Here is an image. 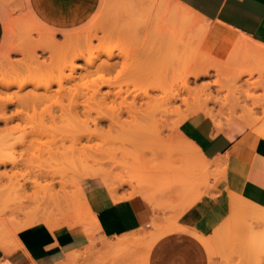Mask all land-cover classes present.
<instances>
[{"label":"rangeland","instance_id":"1","mask_svg":"<svg viewBox=\"0 0 264 264\" xmlns=\"http://www.w3.org/2000/svg\"><path fill=\"white\" fill-rule=\"evenodd\" d=\"M124 1L126 0H0V14L3 22L6 17L10 24L9 28H6L4 22V39L0 47V100L21 96L20 94L28 93L27 95H30L37 86H41L38 87L39 92L44 94L43 86L51 84V95H49V98H52L51 102L57 101L68 107V105L79 101L82 94L93 90L95 86H101L104 92L108 91L109 87L103 85L108 78H118L119 80V82L115 83L114 91L120 89L135 90L137 93L150 91L158 98L169 95L176 89L181 88L183 85L182 76L179 78L167 76L168 72L169 74L173 73V71H169L170 67L166 71V63H169L171 59H180L179 56L181 55L172 52L168 46L153 42L149 34H146L148 33L147 30H141L136 37L128 33L127 20L121 19L127 17L124 16L123 11L129 8L126 3H123ZM127 1L136 11V16L144 17L146 16L145 13H156L151 0ZM119 8L120 10L118 11ZM208 24L217 25V23L212 21H208ZM122 29L126 32H122ZM112 30H120V35L115 32L114 36L108 37L109 32ZM90 39L92 40L89 41ZM134 50H136L135 57L138 61L140 60L141 67H144L149 72L146 77L140 76L139 78L137 75L138 81L135 82V77L132 79L128 72L121 71L122 68H119L113 75L99 71V64L108 60H122L124 56L131 57L133 56L131 52ZM80 54L82 58L75 60V57ZM109 55L113 56V59H109ZM195 58L194 56L191 57L190 61L193 62ZM134 61L135 59L129 60V63L133 64ZM72 63L77 67V76H80L76 81H68L64 78L70 73ZM191 63L189 69L188 66H181L176 71L182 74L192 72L194 66H191ZM204 66L210 69L212 77H202L197 82L192 79L191 87L194 88L206 82L219 80V83L225 87L219 96L222 98L225 96L228 98L235 97L233 94L231 97V82L227 75L235 77L234 74L240 73L242 69H236L238 70L236 72L232 67L226 69L223 65L215 61L210 63L207 59L204 62ZM134 67H136L135 64ZM214 69L220 70L219 76L215 75L217 70L215 71ZM256 80L257 76L251 79L252 82ZM57 81L60 83H56ZM8 85H11V87L7 88ZM20 87H24V90L21 91ZM251 91L253 94L252 99L247 100L243 96L238 103L232 101L230 106L228 105L224 108L220 104L209 102L208 108L213 107V113L210 116L208 115L209 120L213 119L216 123L219 121L223 125H227L232 118H237L245 123L242 115L244 109L248 108L254 116L259 118L257 124L264 126V86L253 88ZM216 94L218 93L215 92L213 95ZM186 97L188 102L184 104L179 102V109L176 110V113L168 116L169 120L163 119L166 124L163 123L165 126H161L164 128H161L160 132L158 131L156 134L153 131L158 127L157 125L153 126V119L156 116V121L162 119L161 115L159 118V114H156L158 113L156 110L155 112L153 111L155 117L152 119L153 116H149L153 114L151 108L147 109L148 107L145 106L149 115L145 113L146 110H141L145 114H142L143 112L138 113L135 116H141L138 121L134 116L131 117L127 113H122V117L113 125L110 122V118L113 116L110 106L97 105V103L94 104L92 101L91 116L88 117V115L80 113L76 120H78V123H81L80 121L83 123L86 120V124H88L87 127L82 124L83 131L81 133L94 132L96 129L95 119L100 121L96 136L84 144L90 147L87 148V151L92 154L89 160L90 167L88 168L97 172L100 170L98 172L100 175L93 178H83L87 171L85 167L80 165L82 157L77 153L79 147L83 148L81 145L75 148L76 151L69 152L72 144L69 141L65 142L64 145L68 149L67 153L69 154L61 157L60 162L64 165L60 164L61 167H59L57 155H49V152L40 151L28 153L26 147L19 145V143L28 144L31 139H33V142L34 139L37 140L34 134L41 132L42 128L38 130L33 128L31 124H16V122H12L8 126L1 123L0 145L3 146L4 143L6 147L0 149V158L21 159L23 161V165L17 169L13 168L14 170L10 165L0 168V188L5 191V198L16 197L17 201V203H14L12 200H4L6 205L0 201V209L12 204L9 205L12 206L10 208L5 207V214L1 212L3 214L0 219L1 236L12 238L19 232L18 230L26 226H44L52 230L69 228L86 231L92 225V219L89 220L88 207H85L88 209L86 210L79 203L80 192L85 190L86 193L90 188L106 185L103 183L102 176L107 174L113 180V186H117L119 199L129 197L132 193H136L134 192L135 190L144 189L146 194H150L155 198L154 205L160 210L164 219L152 223V227H154L156 232L153 230L141 232L138 235L143 236L139 242L118 247L115 251H111L110 245L115 244L125 235L115 240L102 239V245L100 246H97V240H95L90 246L81 249L84 252H89L85 253L75 264H166L165 261L168 260L165 254L167 247L171 248L173 246L168 233L174 231L184 232L185 229L178 225V220L185 211L192 207L187 208V206L199 197L197 202L203 197L219 196L221 192L217 187L225 177L224 169L208 168L206 161L198 153L194 154L190 148L183 149V151L178 148L179 141L182 140L179 133L181 121L192 110L200 109L206 98L204 92L197 93V91L190 95L186 93ZM109 104L112 105V103ZM231 106L236 107V112H232L234 107L232 108ZM10 109L9 111L11 112L8 111V115L15 110L13 107ZM55 113L59 117L60 126L69 122V117H66L67 115L64 116L69 114V112L63 114L62 111L57 110ZM2 115L3 113L0 111V117ZM42 117L43 115H39L38 120H41ZM53 123V121L46 120L45 127H49ZM62 129L63 131L59 130V132L65 133L69 132L71 128L68 126ZM153 137H156L155 140ZM143 148L151 150L148 149L145 152ZM174 150L175 152L172 153ZM169 152L173 155H170ZM46 153L49 158L52 155V158H50L52 166L58 163L55 165L54 171L59 176V178L57 177L58 180L63 183H51L50 179L45 180L40 177L39 164L41 161L46 160L44 159L47 156ZM111 153H118L116 154V159L121 162V165L114 166V168L110 164L106 166L103 163L108 161L109 158L107 159V156ZM53 157H56V159ZM49 158L47 156L48 160ZM52 160L55 161L54 164ZM74 160L78 161L77 169L67 166L68 163ZM123 161L127 163L125 164L126 166ZM159 163L162 164L159 165ZM163 165L164 167H162ZM195 167L197 169H194ZM135 169L137 171L133 172ZM121 171H124V173ZM166 175L170 177L169 180H172L165 182L168 180ZM161 176H164L163 179ZM153 177L158 178V182ZM181 180L185 183L182 184ZM18 181L26 182L20 183L27 186L25 192L17 193L15 191L14 185L19 184ZM178 181L179 183H177ZM137 184L140 185V188ZM179 186L180 190L178 189ZM231 194L236 195L242 201L246 198L249 201L245 200L246 204L250 203L252 205L251 203H253L261 208L257 209L256 206L252 205L249 209L244 207L241 210L238 209V211L232 210V213H230L231 209H233V206L231 208L233 204L232 202L230 203L232 199L229 196ZM247 194L225 192L224 198L227 205L224 210L227 211V215L224 219L229 218L231 214H239L240 211L241 213L237 216L250 218L255 215L254 217L259 216L260 219H248L245 223L246 226L241 224V226L239 225L240 227L235 224L229 225L230 222L222 220L213 235L202 238V241L209 240L210 242V244L203 242L209 252L210 264H244V261L249 262L248 264L257 263L254 258L255 255L254 257L251 255V258L248 248L250 249L249 243L252 248L257 242L258 246L256 245V249L258 248L257 251L262 253L260 250L263 249L261 245L264 242V216L262 217L264 215L262 214L264 213L262 212L264 210V208L262 209L264 207V192L255 193V195H250V197ZM145 198L148 199L146 195ZM148 200L151 201L150 199ZM17 205L22 209H13ZM11 209L14 210L13 213L10 211ZM250 209L254 210V214L248 213ZM246 210L247 212H245ZM257 210H260L261 214L260 211H258V214ZM233 211L235 212L233 213ZM231 216L235 217L234 215ZM225 226L228 227L226 228ZM223 233L225 236L222 237ZM252 234L255 239L252 238ZM259 234H262V237ZM240 235L243 237L240 238ZM168 239H170V242ZM250 240L253 241V246ZM157 242L159 243L156 247L157 252L155 251L152 254L154 244ZM187 242V247H184L185 243L183 242L176 248L181 250L195 248L193 257L196 264H198L200 244L197 241ZM244 243L245 245H243ZM236 244L237 246H235ZM250 251L254 252L252 254L256 252L251 249ZM159 252L161 253L158 254ZM186 253L189 255L190 251ZM253 258L255 262L250 260ZM246 262L245 264H247Z\"/></svg>","mask_w":264,"mask_h":264},{"label":"bare ground","instance_id":"2","mask_svg":"<svg viewBox=\"0 0 264 264\" xmlns=\"http://www.w3.org/2000/svg\"><path fill=\"white\" fill-rule=\"evenodd\" d=\"M126 1H124L123 3H126V5L129 8L123 12H124V16H127V17H125V18L123 17L121 19L125 20V21L127 20V23H128L127 29L129 31L128 33L133 34V36L136 37L137 34L141 30H144V31L147 30L148 33H146V34H149V36L151 37L153 42H156L159 45L161 44L164 46H168L172 52H176V53H178V55H181V56H179L180 59H175V60L171 59L169 61V63L168 62L166 63L167 64L166 71H168L169 67H170L169 71H173V73H171V74H169V72H168L167 76L170 75L173 78H179L182 76L183 85L181 88L176 89L175 91H173L169 95L163 96L162 98H158L157 96L153 95V93H151L150 91H145L142 93H137V91H135V90L132 91L130 89H127V90L120 89L118 91H114L113 88L115 87V83L119 82V80H118V78H108L103 83V85H106L107 87H109L108 91L104 92L101 86H95V88L93 90H91L85 94H82V96H80L81 101L80 100L76 101L72 105H68V107H65L60 102H57V101L51 102L52 98L50 99L49 95H51L50 89H51L52 85L47 84L46 86H43V88L45 90L44 94H41V92H39L38 87H41V86H37V88H35L34 91L30 95H27L28 93H26L24 95L20 94L21 96L10 97V98L3 100V101H1L2 100L1 99L0 100V111L3 113V115L0 117V124L4 123V125L6 124V126H8V124H10L12 122H16V124H22V123L31 124V125H33V128H36L38 130H40L42 128L41 132H39V133L36 132L34 134V136L37 138V140L34 139V142H33V139H31L30 141H28V144L19 143V145L26 147V150L28 153H34L35 151H40V152H44V153L49 152V155L50 154L57 155V158L59 160V161L57 160L59 162V165H58L59 167H61V165H64V164H61L62 162H60L61 157L69 154V153H67L68 149L64 145L65 142L69 141L72 144V145H70V148L72 150L70 149L69 152L75 150V148L77 146L81 145L83 148L79 147L77 149V153H79L80 156L82 157L80 159V163H81L80 165H82V167H85L86 171H87L83 175V178H93V177H98V175H100V173H98L100 170L97 172L91 168H88V167H90L89 166V163H90L89 160L91 159L92 154L89 151H87V148L89 146L87 147V145H84V144L88 143L89 141H91V139L94 136H96L97 127L100 124V121L99 120L96 121V119H95L94 124L96 126V129L94 132L81 133L83 131L82 124L84 127H87L88 124H86L87 123L86 120H84L83 123H82V121H80L81 123H78V120H76V118L79 116L80 113L88 115V117L91 116L92 101L94 102V104L97 103V105L101 104V105L110 106L111 112H113V116H111L110 122L113 125L115 123H117L118 120L122 117V113H127L129 116L135 117V116H137L138 113L140 114L141 112L146 110L145 106L148 107L147 109H149V107H150L152 112L153 111L155 112V110H156L158 112L156 114H159V118L161 115V118H162L161 120L158 119L156 121L157 116L155 117L154 112H153V114L149 115L147 113L148 110L145 111V113H147L150 117L153 116L152 119L155 117V119H153L154 123H152V124H153V126L157 125V127H158L155 129L156 131L155 130L153 131L156 134V132H158V131L160 132L161 128H164L161 125L166 124V122H164L163 119H168V116L170 114L176 113V110L179 109V102H183V104L188 102V99L186 97V93H188L190 95V94H193L195 91H197V93L204 92V95L206 98H205V102L201 105V108L192 110L190 113H188L185 116V118L180 123L179 133L181 134L180 136H181L183 141L182 140L179 141V145H178L179 147L178 148L182 151H183V149L186 150V149L190 148V150H192V152L194 154L198 153L200 155V157L204 161H206V165H208V168H215V169L223 168L224 162H225V161L223 162V160L221 159L223 157H221L219 159H215V160L206 159V157H204V155L202 154L201 147H199L197 144H195V142L190 140L185 135V133L181 130V125L184 124L185 122H192L201 131L206 133L207 130L209 129L210 123L212 122L211 120H209L208 115L210 116V114L213 113V111H212L213 107L208 108L209 102H212L214 104H220L221 106H223L222 108H224L225 106H228V105L230 106L232 101H236L238 103L243 96L247 100L252 99L253 94L251 93L252 92L251 90L253 88H258L260 86L261 87L264 86V45H262V44L260 45V44L255 43V41L253 40V38L251 36L247 35L246 33L234 30L233 28L226 27V26L221 25V24H217V25L208 24V20L205 19L202 15H200L199 13L195 12L194 10L184 6L183 4H181L175 0H151L152 6H153L154 10H156V13L155 14H152L150 12L145 13L146 16H144V17L136 16V14H137L136 11L132 8V6H130L128 4V1L127 2ZM123 9H126V8H123ZM119 10H120V8L118 9V11ZM120 13H122V11H120ZM120 15H119V17H120ZM122 30H123L122 32H126L124 29H122ZM115 32L118 35H120V30L119 31H113L112 30L109 32L108 37L114 36ZM91 40L92 39H90L89 41H91ZM135 51L136 50L131 52V54H133V56H131V57L124 56L122 60L104 61L102 64H99V66H98L99 71L103 72L104 74L113 75V74H115V72H117L119 70V68H122L121 71L128 72L129 76L132 79H133V77H135L134 81L137 82L138 81L137 75L139 76V78H140V76L146 77L147 75H149V72L144 67H141V64L139 63L140 60L138 61L137 58L135 57V55H136ZM193 56L196 58L192 62V61H190V58ZM109 57H110L109 59H113V56L109 55ZM79 58H82L81 54L79 56L75 57V60L79 59ZM132 59H135L133 64L129 63V60H132ZM206 59L210 63L212 61H215L218 64L226 67V69L232 67V69H234L236 72L238 71L236 69H239V68L242 69V71L240 73L234 74L235 77H231V75H227V76H229L228 78L231 82L230 83L231 88H232V91H230L231 97H232V94L235 97L228 98L227 96H225V97H223L224 98L223 99L222 97L219 96V94L221 92H223V90L225 88L223 86V84L219 83V80H217V81L215 80L214 82H206V83L197 85L194 88L191 87V83L193 82L192 79H195L196 80L195 82H197V80H200L202 77H210V78L212 77L210 69L205 68V66H204V62ZM190 63H191V66H194V68H193L194 70L192 72H190V73L185 72L184 74H182L179 71H176L177 68H181V66L182 67L188 66V69H189ZM134 64L136 65V67H134ZM76 69H77V67L75 66L74 63H72L70 73L64 77L65 80L76 81L77 78L80 77V76H77ZM216 70H215L216 71L215 75L219 76L220 70H218V69H216ZM256 76H257V80L255 82H252L251 79L256 77ZM56 83L59 84L60 82L57 81ZM128 85H129V83H128ZM10 87H11V85L7 86V88H10ZM23 88L24 87H20V90L21 91L24 90ZM215 92L218 93V94H216L217 96L213 95ZM236 102H235V104H236ZM109 103H112V105H110ZM234 106H231V107L233 108ZM11 107H13L15 110L10 115H8V113L11 112V111H9V110H11L10 109ZM57 110L62 111L63 114L69 112V114L64 115V116L67 115L66 117H69V122H67V124H65L63 126L59 125V123H60L59 117L55 113ZM141 110H143V111H141ZM149 112H150V110H149ZM232 112H236V107L233 108ZM243 112L244 113H243L242 117L244 118L246 125L252 131L257 133L260 137L264 138V126H259L257 124L259 118L257 116H254L252 111L249 110L248 108L244 109ZM145 113L143 112L142 114H145ZM39 115H43L41 120H38ZM139 117L141 118V116H139ZM139 117H135V118H137L136 119L137 121H138ZM46 120L53 121L54 122L53 125H51L49 127H45V121ZM216 125L218 127H224L223 123L219 122V121H218V123H216ZM68 126L71 128V129H69V132H65V133L59 132V130L63 131V129H62L63 127L67 128ZM0 127H1V125H0ZM44 128H46V129H44ZM44 138H46V140H44ZM155 138L153 137L154 140H155ZM3 147H6V145L4 143H3V146L0 145V149H2ZM149 148H143V149H145L144 151L147 152L146 150H148ZM149 150H151V149H149ZM165 150H167V149H165ZM173 152H175V150L172 151V153ZM116 154H118V153H116ZM116 154L115 153L109 154L107 156V159L109 158L108 161H105L103 163L106 164V166H107V164H110L113 167L114 166L117 167V166L121 165V162H119L116 159V157H117ZM169 154H170V152H169ZM49 155L47 154L48 158H49ZM170 155H173V154H170ZM47 156H46V158L44 157V159H46V160L41 161V163L39 164L40 177L45 179V180L50 179L51 183H63L62 181L58 180L59 176H57L58 174L54 171V169H55L54 167L58 163H56L54 166H52L51 159H50V158H52V155L50 156L49 160L47 159ZM53 158L56 159V157H53ZM54 163H55V161H53V164ZM125 164H127V163L124 162V165ZM160 164H162V163H159V165ZM9 165L12 167V169L13 168L17 169L21 165H23V161L21 159L17 160V159L3 158V157L0 158V168L1 167H7ZM164 165L162 167H164ZM67 166L73 167L74 169H77L78 161L74 160V161L68 163ZM137 166H140V165H137ZM194 166H196V165H194ZM137 168H140V167H137ZM169 168H171V167H169ZM128 169H129V167H128ZM194 169H197V168L195 167ZM90 170H93V171H90ZM136 171L137 170L135 169L133 172H136ZM172 171H174V170H172ZM172 171H170V172H172ZM122 173H124V171ZM163 173H164V171H163ZM186 174H188V173L186 172ZM171 175H172V173H171ZM109 176L110 175L103 174V176H102L103 177V183H105L106 186L110 189L113 197L118 200L119 198L117 196V186H115V187L113 186V184H112L113 180ZM176 176L178 177V175H176ZM163 177H162V179H163ZM177 177H176V181L178 180ZM153 178H155V177H153ZM167 178H168V180L165 182L172 180V179L169 180L170 177H168V176L166 177V179ZM149 179H152V178H149ZM157 179H156V181H157ZM162 181H161V183H162ZM182 181L183 180H181V182ZM186 181H188V179H186ZM138 182H140V181H138ZM18 183L19 184L14 185L15 191L17 193L18 192H25L27 186L25 184H20V183H26V182L18 181ZM173 183H175V182H173ZM177 183H179V181ZM184 183L182 182V184H184ZM195 183H197V182H195ZM139 184H137V185H139ZM170 186H171V184H170ZM139 188H140V185H139ZM179 188H180V186L178 187V189ZM143 190L144 189H140L139 191L135 190L134 192H136V193H132L128 198H134V196L139 193V195H142V197L143 196L145 197V195H146V197L148 199H150L152 203H154L155 198L150 194H146V191L144 190L145 191L144 192ZM166 191H167V189H166ZM186 191H187V189H186ZM140 193H142V194H140ZM199 196H201V195H199ZM229 196L232 199L230 201V203L232 202V204H233V205H231V208L233 206V209H231L230 213H232V210L238 211V209L241 210L244 207L245 208L248 207L247 209H249V207L252 205L256 206L257 209L261 208L260 206H259L260 208L257 207L258 205L253 204V203H251L252 205H250V203L246 204L245 203L246 198H244L242 201L239 198H237V196L234 194H231ZM5 197H6L5 191L0 188V201H2L5 205H6V202L4 200H12L14 203H17L16 197H13V198H5ZM196 197L198 198V196H196ZM196 197H195V199H196ZM199 198L196 200H193V202L190 203L187 206V208L192 206L196 201L199 200ZM79 199H80L79 203H81L82 208L88 207V209H89V204L87 202L85 190H82L80 192ZM136 202H137V200H136ZM247 202H249V201H247ZM244 203H245V205H249V206H245ZM133 204H134V202H133ZM9 205H12V204H9ZM9 205H8L9 208L12 207ZM18 206L19 205L15 206L13 209L16 208V210H21L22 208H20ZM5 207H7V206H5ZM5 207L0 209V219L3 216L2 213L5 214V210H6ZM263 208L264 207H262V209ZM85 209L88 210L87 208H85ZM252 209H253V207H252ZM252 209L248 210V213L254 214V212H253L254 210H252ZM138 210H139V207H138ZM10 211L12 213L14 212V210H12V209ZM235 211H233V213ZM258 211H260V210H257V212ZM88 212L90 213L91 210L89 209ZM245 212H247V210ZM262 212H264V210ZM240 213H241V211H240ZM235 214L236 213L231 214V215H234L235 217H232L231 215L229 218L227 217V219H225V222H230V224L228 223L229 225L235 224V225L241 226V224H245L248 221V219H251V220L252 219H260L259 216L254 217L255 215L251 216L250 218H247V217L237 216L239 214H236V215ZM258 214H259V212H258ZM260 214H261V211H260ZM262 214H264V213H262ZM263 216L264 215H262V217ZM245 226H246V224H245ZM225 227L227 228L228 226H225ZM24 228H27V226L22 227V229H24ZM18 231H20V230H18ZM252 231H254V230H252ZM252 231H251V233H252ZM254 233H256V232H254ZM138 234L139 233L127 234L123 238H120L115 244L110 245L111 251H115V250H117L118 247H121V246L133 245V244L139 242L143 235H138ZM23 235H25V234H23ZM259 235H261V237H262V234H259ZM259 235H255V236L258 237ZM221 236L223 237V236H225V234L223 233ZM241 237H243V236L240 235V238ZM261 237H260V239H261ZM252 238H254L253 234H252ZM5 239L6 238L2 237L0 234V246H3V247L6 246V240ZM250 241H251V243L253 242L252 240H250ZM203 242L205 244H210L209 240H203ZM262 243H263L262 244L263 246L261 245V243H260V245L263 249L262 250L259 249L260 251H262V253H259V251H257L258 248L256 249L257 242H255L256 245L252 248H251V245L249 243L250 249L253 251L255 250L256 252H255V254H252L254 252H251L249 248H248V251L251 253L250 256L253 255V257H254V255H255L254 258L257 260V263L255 262L254 258L250 259V260H253L252 262H255L256 264H264V242H262ZM239 244H240V241H239ZM240 245H239V247H240ZM243 245H245V243ZM235 246H237V244ZM252 246H253V243H252ZM88 252H84L81 249L74 251L72 253L69 252L70 254L68 255L67 259L64 260V262H62L60 264H75L80 258L83 257V255L85 253H88ZM176 253H177V255L179 254V257H178L179 260H175L174 264H187L188 263L189 258H188V254L186 252H183V251L178 252L177 251ZM248 256H249V253H248ZM250 256H249V258H250ZM251 258H252V256H251ZM170 259L168 258L169 261L168 260L165 261L166 264H171ZM241 262H242V260H241ZM245 262L246 261H244V264H245Z\"/></svg>","mask_w":264,"mask_h":264},{"label":"crops","instance_id":"3","mask_svg":"<svg viewBox=\"0 0 264 264\" xmlns=\"http://www.w3.org/2000/svg\"><path fill=\"white\" fill-rule=\"evenodd\" d=\"M175 1L199 13L208 21L246 33L255 43L264 45V0ZM4 22L6 28H9L6 17ZM4 22L0 14V47L4 39ZM211 121L206 133L192 122H185L181 130L201 147L206 159L223 157L221 159L225 162L221 169H224L225 177L217 187L221 194L196 201L178 220V225L185 231L168 233L173 246L167 247L165 254L171 258V264L179 260L177 251H190L187 264H196L193 257L195 248H176L183 242L184 247H187V241H197L200 244L198 264H210L209 252L202 238L211 236L222 220L225 221V192H248L249 197L264 192V138L237 118H232L224 127H218L213 119ZM85 194L91 210L89 220L92 219V225L86 231L69 228L52 230L44 226L24 228L16 234L18 237L14 235L6 238L5 247L0 246V264H60L70 253L90 246L95 240L97 246H100L102 239L115 240L132 233L151 230L156 232L152 223L164 219L154 203L142 195L117 200L106 185L90 188ZM158 244H154L152 254L157 252Z\"/></svg>","mask_w":264,"mask_h":264}]
</instances>
